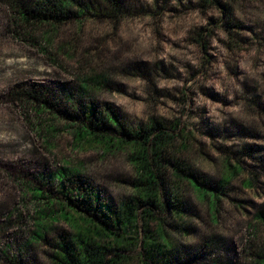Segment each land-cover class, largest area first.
<instances>
[{
	"label": "rangeland",
	"instance_id": "obj_1",
	"mask_svg": "<svg viewBox=\"0 0 264 264\" xmlns=\"http://www.w3.org/2000/svg\"><path fill=\"white\" fill-rule=\"evenodd\" d=\"M122 2L116 18L91 12L63 27H34L31 38L14 33L12 13L0 2V264H50L58 235L73 231L62 219L41 230L45 201L22 180L44 175L53 184L49 177L67 169L117 202L134 194L127 149L78 142L63 118L51 120L15 102L10 92L20 86L52 91L50 100L62 91L81 92L114 107L134 129L152 119L164 122L176 136L171 160L218 195L214 209L210 198L181 182L183 219L169 210L156 213L175 249L169 264H258L264 247V0ZM60 108L68 109L65 101ZM228 170L232 177L221 185ZM143 225L140 219L138 246L120 253V264H142ZM150 227L159 228L157 222ZM40 231L46 239L36 236Z\"/></svg>",
	"mask_w": 264,
	"mask_h": 264
},
{
	"label": "trees",
	"instance_id": "obj_2",
	"mask_svg": "<svg viewBox=\"0 0 264 264\" xmlns=\"http://www.w3.org/2000/svg\"><path fill=\"white\" fill-rule=\"evenodd\" d=\"M12 13V26L18 36L32 37L34 27H63L79 16L91 12L107 18H116L122 9V0H0ZM61 98L52 91L24 86L13 89L10 97L23 106H31L38 114L52 115L51 120L63 118L75 129L78 142H90L107 151L127 149L135 170L131 182L133 196L117 202L104 190L93 185L77 171L62 170L42 181L22 180L33 197L45 201V208L38 219L45 232L49 222L62 219L71 225L72 233L59 234L53 246L50 264H120L125 258L120 254L138 246L140 219L143 220L144 238L142 264H169L175 252L173 243L165 235L163 223L157 212L167 210L179 219L187 213V201L180 194V183L186 182L204 198H210L214 209L218 195L205 189L199 178L177 161H172L173 142L176 136L165 123L152 119L136 129L123 123L119 112L108 104L100 106L93 100L84 99L79 92L62 91ZM65 93V94H64ZM59 100V101H58ZM68 109H61L64 103ZM42 114V115H43ZM59 117H56L55 115ZM51 122V121H50ZM50 125V132H56ZM175 177V183L168 177ZM231 170L221 180L229 183ZM45 179V180H44ZM179 187V188H178ZM259 218L264 220V212ZM157 222L158 231L152 232L150 223ZM37 233L41 240L44 232ZM119 252V254H117ZM112 255V257H110ZM258 264H264V247L257 254Z\"/></svg>",
	"mask_w": 264,
	"mask_h": 264
}]
</instances>
